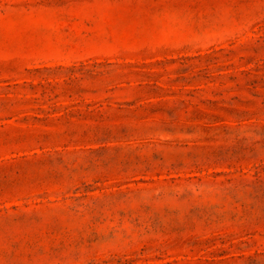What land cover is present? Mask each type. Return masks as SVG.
Here are the masks:
<instances>
[{"label":"rangeland","instance_id":"1","mask_svg":"<svg viewBox=\"0 0 264 264\" xmlns=\"http://www.w3.org/2000/svg\"><path fill=\"white\" fill-rule=\"evenodd\" d=\"M0 264H264V0H0Z\"/></svg>","mask_w":264,"mask_h":264}]
</instances>
